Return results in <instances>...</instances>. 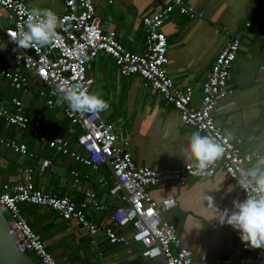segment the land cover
<instances>
[{
  "label": "crops",
  "instance_id": "obj_1",
  "mask_svg": "<svg viewBox=\"0 0 264 264\" xmlns=\"http://www.w3.org/2000/svg\"><path fill=\"white\" fill-rule=\"evenodd\" d=\"M168 0H92L95 16L102 30L113 31L123 47L134 54L144 51L140 20L162 8ZM198 18L188 20L172 14L161 31L167 41L166 74L176 87L193 90L191 107L200 102V85L209 66L224 42L236 36L240 48L230 68L227 87L229 96L220 98L214 118L222 132L230 133L231 140L245 153L254 150L257 158L264 156V0H183ZM29 9H51L57 16L63 12V0H26ZM8 12L0 9V25L10 26ZM249 24L245 27V24ZM6 41L0 36V63L10 70L21 71L20 64L4 53ZM25 91L14 90L0 78V107L11 110L10 99L20 101L24 114L40 123L41 129L65 140L71 151L77 148V126L63 117L66 103L56 100L49 109L36 95L41 84L31 74ZM89 93H96L109 105L102 118L113 124L116 135L127 140V150L138 166L152 169L179 168L189 162L183 157L192 128L183 126L169 104L141 85L137 76L122 78L111 61L97 57L86 74ZM15 140L33 152V158L19 155L3 146L4 141ZM42 159L50 165L39 172ZM32 170L33 187L45 194L66 196L80 202L83 193L94 192L98 202L114 208L122 202L108 194V186L99 180L110 175L103 163L91 170L47 150L26 132L18 131L0 119V178L8 184L22 182V171ZM70 172H74L73 177ZM231 188V191H229ZM150 199L159 203L173 198L176 207L162 218L172 224L182 247L192 253L193 264H207L213 257L227 254L251 256L257 249L241 241L231 226L220 224L219 210L232 209L233 201H242L233 184L222 174L206 180L188 178L183 185L159 184L147 188ZM211 197V199H209ZM20 211L29 228L44 243L46 251L59 264H145L137 245L129 248L111 245L98 234L95 246L74 222L60 220L50 209L21 205ZM107 212L90 214L93 223L107 225ZM193 217L202 227L187 229L185 222Z\"/></svg>",
  "mask_w": 264,
  "mask_h": 264
},
{
  "label": "built area",
  "instance_id": "obj_2",
  "mask_svg": "<svg viewBox=\"0 0 264 264\" xmlns=\"http://www.w3.org/2000/svg\"><path fill=\"white\" fill-rule=\"evenodd\" d=\"M21 8L29 9L26 0H0V9L8 12L7 20L10 21V26L5 29L0 25V36L6 41L4 53L21 66V71H16L0 63V78L12 89L25 91L28 85L24 74H31L41 84L36 95L50 109L59 95L58 88L79 83L89 91L86 79L89 66L97 57H104L111 61L120 77L137 76L144 88L169 104L181 125L216 137L225 144L226 150L224 156L202 175L193 174L189 163L179 168L138 166L127 150V140L116 135L113 124L102 118V112L78 113L71 110L67 102H62L68 105L62 109L63 117L79 128L76 145L83 152L80 155L71 151L62 138L43 131L37 120L24 114L20 101L12 98L11 110L0 107L2 121L28 133L47 150L69 156L91 170L108 160L112 175L99 180V184L108 186V194L122 202L114 208L105 207L92 191L84 192L80 202H73L66 196L45 194L33 187L29 168L22 171V182L8 184L0 178V210L7 213V223L16 237L17 250L31 254L37 264H59L27 225L20 211V206L27 204L50 209L60 220L74 222L90 238L93 246L95 237L100 234L111 245L126 249L137 245L145 264H193L192 253L181 246L175 227L162 218L164 213L176 207L175 200L169 198L155 203L147 188L164 183L183 185L188 178L206 180L219 172L233 184L242 201L246 199L247 193L239 187L237 178L239 170L247 168L257 158V153L254 150L241 152L214 118L218 100L231 94L227 80L240 48L237 37H229L215 55L200 85L199 107L194 109L191 107L193 90L188 86L176 87L166 74L167 41L161 31L162 25L174 13L188 20L198 18L183 0H168L157 12L141 18L144 51L140 54L127 51L113 31L101 29L92 0H63V12L58 16L61 26L56 29V38L42 48H16L9 33L17 31L26 20ZM37 71L39 75H36ZM3 146L33 158L34 153L15 140L4 141ZM49 165V160L42 159L39 172ZM70 174L76 177L74 172ZM101 212L108 214L105 226L93 223L90 217L92 213ZM207 264H264V248L257 249L251 256L227 254L213 257Z\"/></svg>",
  "mask_w": 264,
  "mask_h": 264
},
{
  "label": "clouds",
  "instance_id": "obj_3",
  "mask_svg": "<svg viewBox=\"0 0 264 264\" xmlns=\"http://www.w3.org/2000/svg\"><path fill=\"white\" fill-rule=\"evenodd\" d=\"M26 16L18 30L9 33L11 42L19 49H35L48 46L57 36L61 26L57 14L51 9H24ZM15 50V49H14ZM36 75H39L37 71ZM56 103L67 102L70 109L78 113H99L107 111L110 105L96 93H89L82 84H73L57 89ZM230 139L231 134L225 133ZM225 144L210 134L196 130L190 134L183 149V157L189 162L193 174L202 175L225 154ZM237 184L247 193L243 201L234 200L232 209L219 210L217 219L239 233L242 242L253 249L264 248V156H260L251 167L241 168ZM231 191V188H229ZM211 199V197L209 198ZM202 225L188 217L185 228L200 229Z\"/></svg>",
  "mask_w": 264,
  "mask_h": 264
},
{
  "label": "water",
  "instance_id": "obj_4",
  "mask_svg": "<svg viewBox=\"0 0 264 264\" xmlns=\"http://www.w3.org/2000/svg\"><path fill=\"white\" fill-rule=\"evenodd\" d=\"M104 163L108 166L110 174L112 170L109 161ZM121 231L123 228L120 229ZM156 263H158L156 261ZM0 264H35L34 261L25 253H21L16 248V237L11 231L7 220L0 210Z\"/></svg>",
  "mask_w": 264,
  "mask_h": 264
},
{
  "label": "rangeland",
  "instance_id": "obj_5",
  "mask_svg": "<svg viewBox=\"0 0 264 264\" xmlns=\"http://www.w3.org/2000/svg\"><path fill=\"white\" fill-rule=\"evenodd\" d=\"M2 213L5 217V219L7 220V213H5V212H2ZM28 256L34 261L35 264H37V262L35 261L34 257L31 254H28Z\"/></svg>",
  "mask_w": 264,
  "mask_h": 264
}]
</instances>
